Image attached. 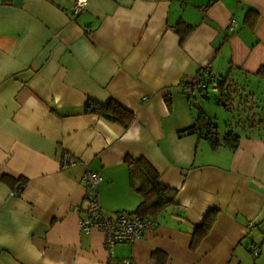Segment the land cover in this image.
Segmentation results:
<instances>
[{"label":"crops","instance_id":"crops-1","mask_svg":"<svg viewBox=\"0 0 264 264\" xmlns=\"http://www.w3.org/2000/svg\"><path fill=\"white\" fill-rule=\"evenodd\" d=\"M72 3L0 0V264H264V120L254 111L264 0H88L77 14ZM206 67L234 84L226 109L247 114L221 136L201 104L216 144L206 129L186 130L194 100L207 96L189 97L183 83ZM88 102L117 104L128 125L86 111ZM63 152L78 163L61 168ZM140 158L177 195L152 229L111 253L102 231L79 225L82 176L101 177L105 215L131 214L141 197L125 160Z\"/></svg>","mask_w":264,"mask_h":264},{"label":"trees","instance_id":"trees-1","mask_svg":"<svg viewBox=\"0 0 264 264\" xmlns=\"http://www.w3.org/2000/svg\"><path fill=\"white\" fill-rule=\"evenodd\" d=\"M9 1L10 0H3L4 3ZM179 25L183 27H179V31H181V33L183 32L182 34H186L190 30L182 22L179 23ZM259 72L264 74V66L261 67ZM217 81L220 87V93L216 94L217 100L223 102V105L227 108L230 106L228 98L231 96V92H233L234 84L227 82L223 78ZM223 96H226L225 99L222 98ZM85 109L90 113H102L106 119L118 122L123 127L128 125L131 118V114L117 104L109 107L108 105L88 102ZM194 112V124L186 130L198 131L199 134H202L204 133L203 129H206V134L209 135H207V139L212 140V142L216 144V139L211 136V134L213 135V133H215L213 131L214 127L211 126L207 115L200 107L194 110ZM258 122L260 123L262 121L259 120ZM211 131H213V133ZM125 164L128 170L129 183L133 190L141 197L140 203L131 214L138 215L142 218L150 217L155 219V217L174 203L177 190L162 185L159 182L158 174L150 167L146 160L142 158L137 160L126 159ZM215 215L216 211H210L203 218L201 224L194 229L191 244L192 248H195L208 233L214 222ZM155 255L158 257L157 252H155Z\"/></svg>","mask_w":264,"mask_h":264},{"label":"built area","instance_id":"built-area-1","mask_svg":"<svg viewBox=\"0 0 264 264\" xmlns=\"http://www.w3.org/2000/svg\"><path fill=\"white\" fill-rule=\"evenodd\" d=\"M88 0H73L71 11L77 14L82 11ZM233 26V21L230 27ZM184 92L188 96H192L195 89L206 91L210 89L212 92L219 94L220 87L218 81L214 80L210 68L200 69L198 73L187 83H183ZM78 159L68 152H63L59 160L61 168L76 165ZM87 190V204L85 215L80 219L79 225L84 233H90L93 230H100L104 234V245L108 252L112 253L114 245L120 243H132L140 238L146 231L155 226L153 218H142L135 214L117 213L114 216H107L103 213L97 196L96 185L101 177L95 173L85 171L82 176ZM21 186L12 191L13 194L19 193ZM254 256H257L258 250L253 249ZM121 264H133L131 259L125 258L121 260Z\"/></svg>","mask_w":264,"mask_h":264},{"label":"rangeland","instance_id":"rangeland-1","mask_svg":"<svg viewBox=\"0 0 264 264\" xmlns=\"http://www.w3.org/2000/svg\"><path fill=\"white\" fill-rule=\"evenodd\" d=\"M205 94L207 96V99L199 97L196 101L194 100V104L192 105L193 109L196 110L197 108L200 107L201 104H203V108H205L209 112L208 116L211 122L218 126L221 136H223V133L226 130L225 123L227 122V120L231 121L232 124L233 123L235 124L236 122L239 121L238 116H241L240 119H242V121L246 119L247 114H244L243 111H240L239 113L237 111H232V110L228 111L226 107L221 103V101L217 100L216 93L212 92L210 89H207L204 95ZM255 102H256V107L254 108V111L258 116L259 115L261 116L262 120H264V87H262L261 89L259 100L258 101L256 100ZM251 119L254 120L255 118H251Z\"/></svg>","mask_w":264,"mask_h":264}]
</instances>
